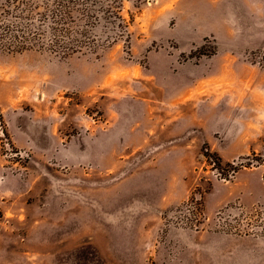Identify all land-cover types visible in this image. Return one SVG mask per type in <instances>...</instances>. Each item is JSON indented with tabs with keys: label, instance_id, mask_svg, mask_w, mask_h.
<instances>
[{
	"label": "rangeland",
	"instance_id": "obj_1",
	"mask_svg": "<svg viewBox=\"0 0 264 264\" xmlns=\"http://www.w3.org/2000/svg\"><path fill=\"white\" fill-rule=\"evenodd\" d=\"M231 1L127 0L130 42L95 53L0 50V264H264V14Z\"/></svg>",
	"mask_w": 264,
	"mask_h": 264
},
{
	"label": "trees",
	"instance_id": "obj_2",
	"mask_svg": "<svg viewBox=\"0 0 264 264\" xmlns=\"http://www.w3.org/2000/svg\"><path fill=\"white\" fill-rule=\"evenodd\" d=\"M125 1L0 0V50L10 54L46 52L68 58L95 53L124 37L130 42V24L122 16ZM99 29L115 34L101 42ZM210 159L219 167L218 158Z\"/></svg>",
	"mask_w": 264,
	"mask_h": 264
},
{
	"label": "crops",
	"instance_id": "obj_3",
	"mask_svg": "<svg viewBox=\"0 0 264 264\" xmlns=\"http://www.w3.org/2000/svg\"><path fill=\"white\" fill-rule=\"evenodd\" d=\"M229 3L233 6L230 9L232 14L236 7L247 8L252 14H264V0H234V4L232 1Z\"/></svg>",
	"mask_w": 264,
	"mask_h": 264
}]
</instances>
